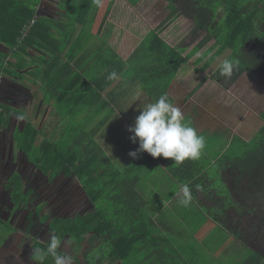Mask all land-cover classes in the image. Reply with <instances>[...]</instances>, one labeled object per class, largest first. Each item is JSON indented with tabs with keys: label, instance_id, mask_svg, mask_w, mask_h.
Wrapping results in <instances>:
<instances>
[{
	"label": "trees",
	"instance_id": "1",
	"mask_svg": "<svg viewBox=\"0 0 264 264\" xmlns=\"http://www.w3.org/2000/svg\"><path fill=\"white\" fill-rule=\"evenodd\" d=\"M41 1L0 0V44L7 46L8 53L16 60L14 68L19 71L32 66L37 68L35 74L38 78L43 76V83L49 84L44 87L45 93L50 94L48 99L58 104L60 114H72L70 109L78 103L91 107L95 100H100L99 105L104 108L112 102H121L127 91L133 88L142 89L153 99L162 93L168 94L181 68L211 42L212 45L192 63L194 67L200 66L197 71L201 73L210 69L212 72L213 69V77L219 78L220 63L224 59H238V69L230 79L223 80L224 84L234 83L244 73L250 78L257 77L264 84V0H165L169 12L166 20L143 36L126 60L105 57L108 62L103 64V69L120 74L119 93L111 90L105 93L113 84L106 80L107 75L97 79L89 73L84 76L76 72L65 87L62 85L64 65L51 74L53 67L60 63L66 46H70L66 55L70 60L73 53L79 51L76 48L78 43L90 40L99 9L91 6L92 0H57L63 20L57 21L37 16ZM125 1L136 6L141 0ZM180 16L191 20L195 31L206 32L186 55L183 47L172 46L161 36L164 28ZM35 18L34 25L25 32V26ZM57 26L63 29L57 30ZM77 26L81 31L76 36L73 28ZM55 30H62L65 34L59 38L54 34ZM29 48L51 54V61L47 57L34 59ZM110 52L117 54L114 50ZM7 57L8 54L0 52V61ZM30 59L34 63H30ZM67 67L71 68L68 63ZM11 74L15 75L14 72ZM84 77H87L86 91L74 90L73 85ZM54 83L59 85L50 87ZM3 108L0 105V124L10 111ZM259 118L262 125L250 142L236 137L239 147L245 148L244 152L232 158L223 155L241 172V176L247 175L251 185L260 180L258 172L264 173V110ZM36 134L37 130L31 125L17 132L14 135L17 148L28 155L48 180L61 175L75 177L93 203V209L85 214L68 218L58 215L42 217L44 222H49V230L62 240L75 237L79 246L87 240L91 246L83 253L85 264H188L181 252L184 247L175 246L169 235L163 233L162 229L167 226L168 230L170 225L163 223L160 217L156 222L147 210L146 200L136 189L142 168L147 164L145 160L136 165L127 162L118 167L113 165L92 132L65 130L61 138L44 140L38 145L34 143ZM249 144L251 148L246 149ZM147 158L151 160L149 156ZM203 171L198 167L186 177L183 167H177L171 169L170 174L181 183H190L194 192L195 186L206 179L201 174ZM8 187L12 189V201L16 206L24 204V200L29 203L33 192H24L19 175L10 179ZM98 202L109 203L112 209L108 206L99 209L95 206ZM35 215L39 214L35 212ZM96 240L101 241L98 248L93 245ZM37 247L44 248L46 244L36 240L34 248ZM95 251L99 252L98 256L91 254ZM44 264H53L52 258L48 257ZM240 264H264V254L257 250Z\"/></svg>",
	"mask_w": 264,
	"mask_h": 264
},
{
	"label": "crops",
	"instance_id": "2",
	"mask_svg": "<svg viewBox=\"0 0 264 264\" xmlns=\"http://www.w3.org/2000/svg\"><path fill=\"white\" fill-rule=\"evenodd\" d=\"M143 1L145 0H141L136 6L141 4ZM134 8L135 6L129 5L125 0H104L103 7L99 8L96 24L92 29V37L90 38V40L78 43L76 48L79 51L74 52L73 57L70 60H68L66 57L67 53L69 52L70 46H66V50L62 54L60 63H57L53 67L51 74H55L59 67L64 65L62 72V85L65 87L68 86L67 82L71 80L72 75L76 72L84 76L88 75L89 73V75L94 76V78L97 79L108 75V73H110V70H104L102 67L103 64H106L108 62L105 57L108 59H116L117 57H120L126 60L134 51L138 42L141 41L142 37L146 33H148L149 30L154 29V27L151 28V26L148 25H144V28H141V25H137L135 28L128 30L126 26L117 25V22H120V20L123 21V13L121 12L117 20L115 15H118V13L116 11H130L135 13V11H133ZM37 16L47 17L57 21L62 20L58 1L42 0L37 7ZM60 29L63 28L57 26V30ZM73 30L75 31V34L77 36L81 31V27L77 26L73 28ZM120 30H122L121 33H119ZM53 32L54 34L59 36V38H62L63 34H65V32L62 30L61 32H58L56 30ZM161 36L163 39H165V35L161 34ZM170 45L178 46L173 44ZM110 50L116 51L117 54L114 55L112 52H110ZM0 52L8 54V57L4 58L2 63L5 64L4 61H7L8 63L9 59H11L12 63L16 62L15 59L11 58L12 55L8 53L9 50L7 46L0 44ZM28 52L34 59L47 57L51 61V54H47L46 52L33 50L32 48H29ZM104 53L106 55H104ZM32 62L34 63L33 60ZM67 63L71 66V68L67 67ZM192 63L189 62V64L193 66ZM112 65L114 66V64ZM117 67L118 66H116V68ZM35 68L36 67L32 66L25 68L23 71L27 72L29 70H34ZM197 68L199 67L188 69L184 74H181V72L179 71L180 73H178L176 79L174 80L168 91V95L173 100V103L178 105L182 109L185 116L191 119L193 126L196 127L201 134H203L205 137L210 136L209 138L212 140V143H214L215 137L224 136L225 138L222 137V139L217 142H226L225 147L227 151L236 142V137H239L241 140L247 142L245 133L242 132L243 126L231 127V123L225 117V114H223V112H231L230 110H228V108L230 105H233V101L232 103H230L231 100L226 101L225 95L223 93H220L221 90H215V87L217 85L209 80L211 79V73H213V69L212 72H210V76L208 75V73L203 75L204 72H201L202 76L198 80H195L193 77L192 83H196V85L191 89V91H187L188 88L186 87L185 82L186 80L188 81L187 78L192 77V73L190 71L195 74ZM4 69L5 68H1L0 66V105L2 109H4L3 107H6L9 110L10 106H13L14 112L11 110L7 112V117H5V119H3L0 124V215H2L3 218L6 217L7 219L13 221V223H8L9 225H7L8 227L10 226L11 231L12 229H14L13 231L15 233L13 234L12 238H9L5 241V245L3 248L0 247V264H32V261L30 260L32 248L23 249L24 240L30 239L29 233L23 232L25 216L22 217V214L24 212V204L16 206L13 203L12 189L8 187L10 185V179L15 175H19L24 184V192H33V185H30L28 181L40 178V170L32 162V160H30L28 155H26L21 150H18L17 144L14 139V135L17 132L24 131L27 125H31L35 130H37V132L40 131L41 133L40 135L36 134L34 137V143L36 145L41 144L44 140L49 141L61 138L62 133L65 130L75 129L78 131L92 132L94 134L96 142L104 149L106 154L109 156L111 163L115 166L118 164H122L123 162L136 165L138 162L145 160L147 164L144 165L142 169L147 173L149 170L154 171L158 169L157 163L159 162L162 165L161 169L166 170L167 172L169 171L168 174L170 178L174 182L178 183V186L181 184V182L170 174V170L176 169L177 167H183V170L186 173V177L190 176L191 172H195L198 167H202L204 171L201 174L202 176H204V178H207L205 172V162L207 163L209 159L208 153L206 151H203L201 155V158L203 160L200 158L194 161L189 160L188 163H186L185 165L182 164L180 166H175L171 161H165L163 159L158 160L155 164L154 160H152L151 158V160H149L147 158V154H142L140 159L138 160H132L128 157V152L134 150L138 145H134L130 142L128 138L130 134L127 132L126 128L129 124L132 123L135 111L138 110V106L155 100L148 94H146L142 89H130L127 91L126 96L121 102L119 101L115 104L112 102L109 105L104 106V108H101L102 106L99 105L101 104L100 100H95L93 106L91 107H86L84 105L81 106V104L78 103L76 104L74 109H70L71 111H73L72 114L65 115L64 112H62L61 114L59 113L58 106L56 110L53 109L54 105H58L57 103H55V100L49 99L50 102L45 103L42 90H44V87L46 85L49 86V84H44L43 80L41 78H36V76H34V78H22V81H19V77H21L22 75L18 74H23V71H19V69L15 67V70L13 71L15 73L14 75L11 74V72H9L10 74L8 72H5ZM242 78L251 81L257 80L260 82L257 77L250 78L247 74L244 73L236 80L238 84H236L235 87H241L239 86V84L242 81ZM86 80L87 77H84L83 80L78 79L77 83L74 84V87L72 88L74 90L80 88V90L85 92ZM17 82L26 83L27 86H20L19 84H17ZM8 83L10 84L7 85ZM112 83L113 84L109 87V90L107 89L105 93L110 90L119 93V91H117L118 81H114ZM199 84L200 87H198ZM56 85H59V83H54L50 87L54 88ZM12 88L14 89V92H12ZM22 91H25V93H21ZM186 92L188 93L186 94ZM18 93L24 94V96H20V94ZM49 95L50 94H48V96ZM230 98L232 97L230 96ZM22 110H24V112ZM21 113L26 115V119L24 121H18L16 119V116ZM107 124H109L110 127L105 139L109 144V139H111L115 148L114 153L110 152L108 149H105L104 143H102L97 137L100 130H102L101 128ZM259 128L256 130L258 131ZM39 136L40 139H38ZM16 150H18L20 153H17ZM224 151L217 158H213L211 160V163L215 164L219 163V161L221 160H225L223 158V153H225ZM228 164L230 167L228 168V170L224 171L223 176L228 179V184L231 186V189H233L231 193L233 194L234 201L241 204L243 203L241 202V199L243 197L245 186L244 184L247 177L246 175L241 176V172L234 165H232L230 160L228 161ZM195 167L196 169H194ZM143 171L140 173V180L142 179ZM59 177L67 176L61 175ZM140 180L137 183L136 189L146 200L147 207L149 208V199L146 196L149 192H147L145 188H141L139 186ZM205 185L209 186L210 183L207 181ZM196 190L197 189H195V191ZM197 193L201 194L200 191H197ZM175 197L176 193L173 194L172 199L167 202V205H165L164 208L170 207L168 206V203L173 204L172 201L177 200L175 199ZM207 201L209 200L203 198L198 199L197 203H205ZM212 203L213 201H209L210 205ZM29 204H31V202H29ZM176 208L177 207H175L174 209ZM25 213L26 217H29L31 216L30 214L32 213V210L26 207ZM33 216L36 215H32V217ZM153 216L157 222L158 218L160 217V213H153ZM228 219L231 218L228 217ZM26 233H28V238L24 237Z\"/></svg>",
	"mask_w": 264,
	"mask_h": 264
},
{
	"label": "rangeland",
	"instance_id": "3",
	"mask_svg": "<svg viewBox=\"0 0 264 264\" xmlns=\"http://www.w3.org/2000/svg\"><path fill=\"white\" fill-rule=\"evenodd\" d=\"M166 4L165 0H145L138 6H135L133 10L135 13L130 11H116L118 13V15H115L117 20L121 12L123 13V21L120 20V22H117V25L126 26L128 30L135 28L137 25H141V28H144V25L155 28L165 21L169 14ZM121 31L122 30H120L119 33H121ZM149 32L150 30L148 33ZM205 34L206 32L202 30L195 31L192 21L184 16H180L177 20L167 25L162 32V35H165L166 42L186 48L184 55L188 54L202 40ZM212 43L213 42L209 43L198 52L191 59L190 63L194 62L204 50L212 45ZM24 57H26L25 54ZM11 58L13 59V55ZM31 61L30 59V63ZM4 62L5 64L2 63L1 60L0 66L1 68H5V72L9 73L15 70L13 67L15 64L11 63V59H9L8 63L7 61ZM9 65H11V67H9ZM188 69H194V67L188 63L181 68V74H184ZM36 71V68L27 72L23 71V74H18L22 75L21 77L18 76L19 81H22V78L27 79L26 77L34 78V76H36ZM190 72L192 73V77L187 78L188 81L186 80L185 82L188 88L187 91H191L196 85V83H192L193 77L195 80H198L202 76L199 71H196L195 74L192 71ZM210 72L211 71L207 69L203 75L208 73L210 76ZM42 77L40 76L39 79L41 78L43 80ZM36 78H38V76H36ZM215 78L211 73L212 80H209L217 85L215 90H221L220 93L225 95L226 101L231 100L230 103L233 101V105H230L228 108L231 112H223V114H225V117L231 123V127L243 126L242 132L245 133L247 142H250L257 132L256 129L262 125L259 114L264 110V85L257 80L251 81L242 78L239 84L241 87H235V85L238 84L237 81V83L235 82L234 84H224V77L220 76L216 78L217 80ZM9 84L10 83L7 85ZM17 84L20 86H27V84L23 82H17ZM12 92H14L13 88ZM23 92L25 93V91L21 93ZM42 93L44 94L45 103H49L48 94L45 93V90H42ZM187 93L188 92H186V94ZM20 96H24V94H20ZM230 96L232 98H230ZM53 107V109H57V105ZM10 110L14 112V107L10 106ZM22 111L24 112V110ZM109 127V124L102 127L97 137L104 143L105 149L114 153L115 148L111 139H109L110 144L105 139ZM40 134V131H38V135ZM209 137L210 136L205 137L207 138V142L204 149V151L208 153L209 159L207 163L205 162L207 178L205 182L200 181L199 190L195 191L193 189L195 201L193 200L189 207L185 208L180 206L177 203L178 197L176 195L175 199L177 200L172 201L173 204L168 203L170 207L164 208L167 202L172 199L173 194L177 192L178 183L170 178L168 174L169 171L167 172L161 169L162 165L159 162L157 163V161H155V164H158V169L154 171L149 170L147 173L145 170L143 171L139 186L145 188L146 191L149 192L146 195L149 199V208L147 207L149 213L153 214L159 212V219L163 223L165 222L167 225H170V229L167 230V226L162 229L163 233L169 235L175 246L184 247V250L181 249V252L185 255L183 257L184 261L186 260L188 264L194 261L196 264H240L257 250L264 254V174L261 175V173L258 172V176H260V180H258L259 183L253 185L250 184L251 180L246 178L244 190L247 195L244 199H241L243 203L239 204L235 202L233 194L231 193L233 189H231V186L228 184V179L223 176L224 171L228 170L230 167L228 164L229 160H222L215 164H212L211 160L217 158L224 150L225 153H223V155L230 156L231 158L238 156L240 153L244 152L245 148L239 147L241 145L236 142L227 151L225 147L226 142H217L224 136L215 137L214 143H212ZM38 139H40V136ZM249 148H251L250 144L246 149ZM18 150H16L17 153H20ZM200 159L202 158L200 157ZM116 166L118 167L120 164ZM39 175L40 178L28 181L30 185H33V195L28 199V202H31V204L23 199L25 201L23 202L24 212L22 214V217L25 216L23 232H28L30 236V239L24 240L23 249H34L36 240L46 244L52 232L48 227L49 222L45 221V223V219H42L44 215H49L50 218L55 215L68 218L75 214H85L93 209V203L89 200L80 182L75 177H56L53 180H48V178L41 173ZM207 181L210 183L209 186L205 185ZM197 191H200L201 194H198ZM23 196H25V194ZM203 198L210 202L213 201V203L211 205L209 201L197 203L198 199ZM95 206L99 209L103 206H108L112 209L111 204L108 203L105 205V202H98ZM26 207L32 210L31 216L29 217H26ZM175 207L177 208L174 209ZM35 212L39 215L32 217V215H35ZM228 217L231 219H228ZM49 221H51V219H49ZM8 223L11 224L13 221L6 217L3 218V216L0 215L1 248L4 247L5 241L12 238L15 233L13 231L14 229H12V231L10 230L11 228L10 226L8 227ZM28 233H26L24 237L28 238ZM100 244L101 241L97 240L93 243L96 248H98ZM90 246L87 240H85L81 246L75 241L71 245H62L60 251L71 254L74 257V264H85L83 253ZM91 254L98 256L99 252L95 251ZM189 258H192L194 261H191Z\"/></svg>",
	"mask_w": 264,
	"mask_h": 264
},
{
	"label": "clouds",
	"instance_id": "4",
	"mask_svg": "<svg viewBox=\"0 0 264 264\" xmlns=\"http://www.w3.org/2000/svg\"><path fill=\"white\" fill-rule=\"evenodd\" d=\"M104 0H92V7H103ZM239 67L238 59H224L219 65V75L230 79ZM120 74L111 71L106 76L110 82L118 81ZM18 121H24L26 115L21 113L16 116ZM129 140L138 145L128 152L132 160L140 159L142 154H147L152 160L163 159L171 161L173 165L180 166L188 160H198L205 147L206 138L196 127L191 119L187 118L182 109L174 104L165 92L153 101L138 106L131 124L126 128ZM197 190L199 185L195 186ZM177 203L182 207H189L193 201V191L190 183H181L176 192ZM75 237L68 240L52 233L49 235L46 247L32 249L30 260L32 264H44L51 257L53 264H74V257L60 251L62 245H71Z\"/></svg>",
	"mask_w": 264,
	"mask_h": 264
},
{
	"label": "built area",
	"instance_id": "5",
	"mask_svg": "<svg viewBox=\"0 0 264 264\" xmlns=\"http://www.w3.org/2000/svg\"><path fill=\"white\" fill-rule=\"evenodd\" d=\"M36 22V18L35 19H33L30 23H29V25H27V26H25V32H27L33 25H34V23Z\"/></svg>",
	"mask_w": 264,
	"mask_h": 264
},
{
	"label": "flooded vegetation",
	"instance_id": "6",
	"mask_svg": "<svg viewBox=\"0 0 264 264\" xmlns=\"http://www.w3.org/2000/svg\"><path fill=\"white\" fill-rule=\"evenodd\" d=\"M263 174H264V173H263ZM261 175H262V174H261ZM246 177H247V175H246ZM247 178H248V177H247ZM255 183H259V182H258V181H257V182L255 181L253 184H255ZM246 195H247V193H246L245 190H244V191H243V196H244V197H242V199H244V198L246 197Z\"/></svg>",
	"mask_w": 264,
	"mask_h": 264
}]
</instances>
